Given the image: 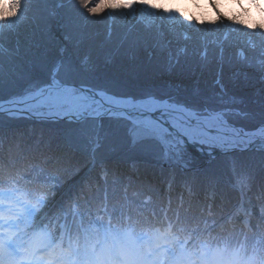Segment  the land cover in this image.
Here are the masks:
<instances>
[{
  "label": "trees",
  "instance_id": "obj_1",
  "mask_svg": "<svg viewBox=\"0 0 264 264\" xmlns=\"http://www.w3.org/2000/svg\"><path fill=\"white\" fill-rule=\"evenodd\" d=\"M22 16L0 28V101L30 93L56 77L117 97L167 99L194 110L233 109L228 119L245 127L264 126V55L245 38L190 34L178 42L167 21L115 15L88 18L75 0H26ZM186 46V51L181 47ZM127 120L109 117L82 122L36 121L0 115V163L31 166L54 183L55 195L29 223L56 225L67 213L63 236L89 233L117 222L174 223L207 228L235 225L234 238L264 222V152L221 156L208 163L181 153L169 166L163 147ZM98 146L92 150L93 144ZM188 150V149H187ZM91 168L49 216L41 214L62 188ZM166 163V166H163ZM201 165L204 168H201ZM56 217V222L54 219ZM249 221L251 233L242 228ZM41 219V220H40ZM227 235V233H225Z\"/></svg>",
  "mask_w": 264,
  "mask_h": 264
},
{
  "label": "clouds",
  "instance_id": "obj_2",
  "mask_svg": "<svg viewBox=\"0 0 264 264\" xmlns=\"http://www.w3.org/2000/svg\"><path fill=\"white\" fill-rule=\"evenodd\" d=\"M25 3L0 0V28L19 19ZM75 4L88 18L139 13L167 21L178 42L201 30L208 35L222 30L225 39L245 38L252 50L258 47L253 36L264 45V0H75ZM94 8L99 10L93 12ZM260 52L264 55V47ZM53 189L42 171L0 163V264H264V222L252 242L247 235L234 238L231 221L213 233L131 218L103 231L77 230L65 239L50 224L38 229L29 223L55 195ZM260 212L264 216V205ZM242 228L252 231L247 219Z\"/></svg>",
  "mask_w": 264,
  "mask_h": 264
},
{
  "label": "bare ground",
  "instance_id": "obj_3",
  "mask_svg": "<svg viewBox=\"0 0 264 264\" xmlns=\"http://www.w3.org/2000/svg\"><path fill=\"white\" fill-rule=\"evenodd\" d=\"M68 89L69 87L64 88L54 82L45 89L27 96L22 100L2 104L0 110L8 111L9 113L30 111V109L36 105L41 106L42 103H54V101L57 100L58 95ZM82 95L84 96L83 99L101 105L102 107L99 109V111L101 110L100 112L110 111L113 115H124L125 113L120 111H130L136 116L135 119H132L133 122L145 125L150 123L155 128H162L164 125H168L174 130V132L184 135L189 141L194 140L195 135L206 136L205 134H207V132L219 134L218 136L220 137L228 135L231 139L237 138L236 140H239L242 143H249V141L252 140L251 136L240 135L236 132H233L231 135L223 133L221 126L215 127L216 125L214 123L218 121V118L209 117V119H205V117H199L184 108L165 102H156L149 99L131 103L130 101L114 99L102 92H90L88 90H84ZM151 113L154 115L153 118L148 116V114ZM63 114H65L63 117L68 118L76 116L72 111H66ZM204 136L203 138H206ZM253 136L256 137V135ZM201 141L206 143L209 142L206 139H201ZM213 144L215 145L217 143Z\"/></svg>",
  "mask_w": 264,
  "mask_h": 264
},
{
  "label": "water",
  "instance_id": "obj_4",
  "mask_svg": "<svg viewBox=\"0 0 264 264\" xmlns=\"http://www.w3.org/2000/svg\"><path fill=\"white\" fill-rule=\"evenodd\" d=\"M77 89H80L81 91H84V90H88L90 92H93L90 88L88 87H82V86H76V85H71ZM113 98L115 99H119V98H116L114 96H112ZM23 99V98H22ZM120 100V99H119ZM123 101H130L132 102L131 100L129 99H122ZM18 101L17 99L16 100H8V101H3L0 103V106L2 104H5V103H10V102H16ZM158 101V100H157ZM164 102L166 100H163ZM159 102H162V101H159ZM165 103H168V104H172V103H169L168 101H166ZM174 106H177V107H181V108H184L186 110H188L189 112H192V113H195V111L189 109V108H186L182 105H177V104H173ZM115 111H118V110H115ZM120 112H123L125 113L124 116L127 117V119L133 121L132 119H135L136 116L133 115L132 112L130 111H120ZM0 114H25V115H28L30 116L32 119H65L64 117H59V116H56V117H50V116H42V115H39V114H36V113H32V112H28V111H25V112H16V113H9L8 111H1L0 110ZM117 116H123V114H115ZM109 116H113V114L110 112V111H105L103 113H101L99 115V117H109ZM149 117H154V115L151 113V114H148ZM214 117V116H213ZM73 120H82V119H85V118H88V116H81L79 118L77 117H71ZM215 124V123H214ZM148 127L146 129L148 130H152V131H161L165 134V136L167 138H172L174 137L175 139V147H178L179 149V153L181 154L183 150H187V149H181L180 150V147L181 148H185L187 147L188 150L187 151H193L194 153L198 154L199 156L201 157H204L205 159H207V161L211 160V159H214L218 156H223V155H227V154H231V153H235V152H248V151H260V152H264V132L262 133H259L257 131H245V130H242L241 128L237 127V126H233V125H230L226 122L224 123H218V124H215L216 126L215 127H220L221 126V130L223 133H227V134H232L233 132H236L237 134H242V135H246V136H251L252 137V140L249 141V143H242L240 142L239 140L237 142H234V143H228L227 141H234L236 139H231L230 136L226 135V136H223V137H220L218 136L219 134H214L212 132H207V134H205L206 136L204 135H195L196 137L197 136H200L201 139H206L207 141H212V136H216L220 139V142L222 143H219L218 145H214L212 144L211 146L213 147H206L204 146L203 144H200V143H196L195 139L194 140H191L189 141L187 138L184 137V135L182 134H179L177 132H174V130L168 126V125H164V127H160V128H155L153 125H151L150 123H147L146 124ZM253 135H256V137H254ZM206 137V138H203ZM152 137V136H151ZM154 138V137H153ZM177 138H180L182 144L179 145L177 143ZM156 139V137L154 138ZM159 143H160V140L159 138L156 139ZM161 144V143H160ZM231 144V145H230ZM190 149V150H189ZM189 155V154H188ZM170 162V165L174 166V167H178L180 166L182 171H185L187 170L186 167H183L181 164H179L177 161L175 160H168ZM163 165H166V163H163ZM201 168L203 169L204 166L202 165Z\"/></svg>",
  "mask_w": 264,
  "mask_h": 264
},
{
  "label": "rangeland",
  "instance_id": "obj_5",
  "mask_svg": "<svg viewBox=\"0 0 264 264\" xmlns=\"http://www.w3.org/2000/svg\"><path fill=\"white\" fill-rule=\"evenodd\" d=\"M12 15L16 16V13L13 12ZM21 16H22V13L20 12L19 17H21ZM137 16L140 17V18L146 19V17H141L139 13L137 14ZM17 20H19V19L6 22V24L7 25H11L13 22H16ZM61 95H63V93L59 94V96H61ZM76 95L77 96H75V98H72V100L73 99H79V98L83 99L80 96V94H76ZM69 96H71V95H69ZM62 99H65V98H61L60 100H62ZM63 102H65V101H60L59 103H63ZM71 103H73V102H71ZM74 104H71L72 106L59 107L58 109L54 108L53 111L54 112H56V111L64 112V111L70 110L72 112L78 113L79 115H81V114L90 115V114L94 113L95 111L101 109V107H102L101 105H99L97 103H90L89 101L88 102H79V103L78 102H74ZM48 106H53V105H48ZM232 112L233 113H238V111H236V110L229 111V112L227 111V113H232ZM133 126H135V125H133ZM135 127L138 129V131L134 132L135 133V138H141V137H144V135H149V136H152L154 138L156 137V139L159 138L161 146L163 147V150H164L163 157L167 158V159H172V158L177 159L176 153H178V152H177V149L174 148L175 147V142H176L174 137L167 138L165 136V134L163 132H161V131H158V132L152 131V130L150 131V130H148L146 128L145 129L142 128L140 125H137ZM171 152H172V156L170 155ZM182 153L190 154L191 158L197 159L199 162H204L205 161V159L203 157H200L198 154L194 153L193 151L183 150Z\"/></svg>",
  "mask_w": 264,
  "mask_h": 264
},
{
  "label": "snow or ice",
  "instance_id": "obj_6",
  "mask_svg": "<svg viewBox=\"0 0 264 264\" xmlns=\"http://www.w3.org/2000/svg\"><path fill=\"white\" fill-rule=\"evenodd\" d=\"M86 2H87V0H86ZM98 10H99L98 8H94V9H92L93 12H96V11H98ZM189 19H191V17H189Z\"/></svg>",
  "mask_w": 264,
  "mask_h": 264
}]
</instances>
